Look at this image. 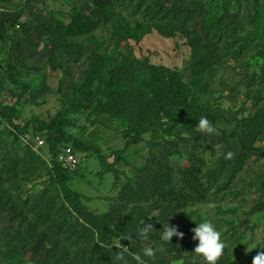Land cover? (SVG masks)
Listing matches in <instances>:
<instances>
[{
    "label": "trees",
    "instance_id": "16d2710c",
    "mask_svg": "<svg viewBox=\"0 0 264 264\" xmlns=\"http://www.w3.org/2000/svg\"><path fill=\"white\" fill-rule=\"evenodd\" d=\"M102 1L111 4V8L104 10L114 43L111 53L102 54L100 46L95 48L88 58L82 83L72 85L69 97L62 93L64 78L61 77L57 85L61 94L58 112L49 122L37 120L34 127L36 133L44 136L43 143L47 144L51 156L50 165L29 147L0 148V213L10 208L18 223L3 252L4 260L10 264H20L15 261L16 256L23 253L22 248L28 247L35 237L50 247L42 264H138L129 233L138 235L140 229H136L147 222L165 223L180 215L189 202L208 199L218 203L228 196L227 191L235 196L239 194L233 188L245 168L246 158L239 156L230 142L236 138L242 150L251 148L240 140L236 129L230 133L220 131L221 137L199 132L196 124L201 117H206L214 126L216 123L213 114L198 101L193 91L204 90L201 84L205 70L218 63V44L237 40L235 36L241 19L237 15L227 24L229 1H222V15H204V36L191 27L196 10L182 4L170 6L163 2L156 5L155 0ZM234 1L239 5V0ZM27 4L28 0H25L21 10ZM85 20L87 16L79 14L66 27L49 23L42 26L52 46L70 55L82 49L74 50L75 47L66 43V37L72 33L75 23L82 25ZM258 22L256 11L251 23ZM151 30L167 39L178 35L187 39L192 55L190 85L178 71L151 64L147 57L135 55L130 41L140 42ZM3 37L0 33V38ZM48 65L52 71L62 69V62L54 54L49 57ZM9 66L16 71L11 61ZM20 74L15 72V76H8L18 93L14 105H0V125L7 120L17 133L25 128L14 123L20 117L17 107L21 99L28 96L35 103V93L40 90L32 82L18 79ZM260 84H264V79ZM84 110L126 122L122 132L124 145L113 152L111 161L102 155L98 146L86 144L71 132L64 131L71 127L68 117ZM240 124L245 134L259 137L264 132V109H258L254 116L242 119ZM156 127H164L163 133L169 136L175 128L183 127L190 136L204 138L205 143L212 140L214 146L209 151L210 158L206 162L203 159L192 162L186 169L179 170V176L175 178L167 163L151 157L146 167L135 172L152 174L153 193L150 194L139 181L126 177L117 200L104 213L91 210L84 203L86 198L69 187L74 171L59 162L63 149L69 147L74 154L75 151L94 154L102 173H111L117 186L122 173L116 164L124 160L131 146L141 143ZM179 139L187 146V140ZM228 152L233 153L231 159L225 158ZM198 164L203 166V173L197 168ZM40 181H43L41 188L25 196L26 184ZM152 212L157 214L150 217ZM222 236L225 251L233 252L229 253L235 258L233 264H252L253 254L245 252L247 243H243L241 237L234 233ZM156 238L151 232L146 238L155 250L153 242Z\"/></svg>",
    "mask_w": 264,
    "mask_h": 264
},
{
    "label": "rangeland",
    "instance_id": "374dc122",
    "mask_svg": "<svg viewBox=\"0 0 264 264\" xmlns=\"http://www.w3.org/2000/svg\"><path fill=\"white\" fill-rule=\"evenodd\" d=\"M222 1L155 0L154 4H182L187 9L196 10L191 27L204 36V15H222ZM228 1L230 14L227 24L237 15L241 19L235 36L237 40H229L226 45L222 42L218 44V63L205 70L201 84L204 90L200 88L193 91L198 101L213 114L220 137V131L230 133L236 129L240 140L251 148L242 150L236 138L230 142L235 152L246 158L245 168L239 173L233 188L239 194L235 196L227 191L228 196L218 203L208 199L189 202L184 205L180 215L169 218L165 223L147 222L153 227L150 232L157 237L153 242L156 247L154 258L143 257L142 252L144 247L152 243L147 239H137L138 235L129 233L128 237H132L131 248L135 249L136 255L143 257L145 264L205 263L195 254L199 242L192 238L196 223L205 219L210 220L221 232L222 239L223 234L229 236L234 233L241 237L243 243H247L245 252L253 254L252 257L261 250L258 245L264 243V132L253 138L243 132L240 124L242 119L254 116L258 109H264V84H260L264 79V0H239V5L234 0ZM24 2L0 0V33L4 35L0 38V105L12 106L17 99L18 93L8 77L15 76V72L21 73L18 79L30 81L40 90L35 93V103L25 96L17 107L20 117L14 123L25 127L22 132L17 133L7 120L2 122L0 148L13 145L20 149L29 147L50 165L51 156L47 144H39L44 136L34 131L36 121L49 122L58 112L61 94L57 85L61 77L64 78L62 93L69 97L72 85L82 83L88 58L95 48L100 46L102 54L111 53L114 47L110 38L111 27L110 22L104 18V10L111 8V4L102 0H28L27 6L21 10ZM256 11L259 13L258 24L251 23ZM79 14L86 15L87 20L82 25L81 22L79 25L75 23L72 33L66 37V43L75 47L74 50L82 51L65 55L62 50L52 46L42 25L49 23L66 27ZM130 44L137 57H147L151 64L178 71L190 85L192 55L187 39L179 35L167 39L151 30L140 42L130 41ZM241 46L244 48L239 50ZM52 54L62 62L61 70H50L48 59ZM9 61L16 71L11 70ZM259 76L262 78L258 79ZM68 120L71 127L64 128V131L71 132L86 144L98 146L102 155L110 161L113 152L124 145V119H113L84 110L77 115H70ZM163 129L152 128L141 143L126 151L124 160L116 164L122 173L117 186L111 173H102L94 154L75 151L77 164L73 168L67 167L74 171L69 187L86 198L84 203L91 210L104 213L117 200L118 191L126 177L139 181L150 194L153 193L152 174L135 172L136 169L146 167L151 157L167 163L175 178H178L179 170L186 169L192 162L198 159L206 162L210 158L209 151L214 146L212 140L205 143L204 138L190 136L183 127L175 128L171 136L165 135ZM179 138L187 140V146ZM196 166L203 173V166ZM42 182L27 183L25 196L40 189ZM156 214L152 212L150 217ZM13 216L10 208L0 213V264H10L4 260L3 252L18 225ZM168 224L182 232L183 238L174 236L171 244L164 243L160 238L161 232ZM49 249L47 244L35 237L28 247L22 248L24 252L17 255L15 261L20 264H42ZM225 250L226 244L218 263L233 264L235 258L229 254L233 252Z\"/></svg>",
    "mask_w": 264,
    "mask_h": 264
},
{
    "label": "clouds",
    "instance_id": "9594fccd",
    "mask_svg": "<svg viewBox=\"0 0 264 264\" xmlns=\"http://www.w3.org/2000/svg\"><path fill=\"white\" fill-rule=\"evenodd\" d=\"M196 128L199 132L206 135H218V129L206 118L201 117L196 124ZM233 153L228 152L225 156L226 159H231ZM196 227L192 230L193 240L198 241V245L195 248V254L205 262V264H218L219 258L222 256L225 244L221 238V232L217 230L214 224L210 220H203L202 222L196 223ZM153 227L148 224L141 227L137 239H146L149 232ZM183 238V233L179 232L176 227L168 226L163 228L161 232V240L164 243L171 244L173 237ZM129 240L132 239L131 236L128 237ZM260 251L253 258L252 264H264V243L258 245ZM143 257L154 258L156 250L151 247H144L142 249ZM140 254H137L135 259L138 261V264H145L144 259ZM118 258L120 254L118 253Z\"/></svg>",
    "mask_w": 264,
    "mask_h": 264
},
{
    "label": "built area",
    "instance_id": "2783aa9c",
    "mask_svg": "<svg viewBox=\"0 0 264 264\" xmlns=\"http://www.w3.org/2000/svg\"><path fill=\"white\" fill-rule=\"evenodd\" d=\"M39 139V138H38ZM43 141L40 140L39 144H42ZM59 162L62 163L63 166L73 168L75 167L77 160L75 159V155L71 148L67 147L62 150V153L58 157Z\"/></svg>",
    "mask_w": 264,
    "mask_h": 264
}]
</instances>
